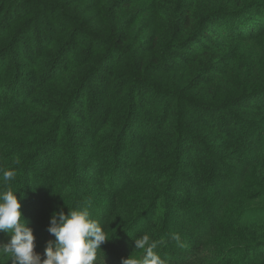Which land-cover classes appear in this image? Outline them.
I'll list each match as a JSON object with an SVG mask.
<instances>
[{"label": "trees", "instance_id": "16d2710c", "mask_svg": "<svg viewBox=\"0 0 264 264\" xmlns=\"http://www.w3.org/2000/svg\"><path fill=\"white\" fill-rule=\"evenodd\" d=\"M139 3L156 25L136 48ZM61 9L0 0V169L34 251L72 209L105 230L96 264L141 259L145 235L160 264H264V0H104L98 32ZM195 207L206 229L175 234Z\"/></svg>", "mask_w": 264, "mask_h": 264}, {"label": "clouds", "instance_id": "9594fccd", "mask_svg": "<svg viewBox=\"0 0 264 264\" xmlns=\"http://www.w3.org/2000/svg\"><path fill=\"white\" fill-rule=\"evenodd\" d=\"M14 180L13 170L0 169V184L4 185L0 187V232L10 237L6 243L0 242V258H6L11 264H96L97 250L108 237L99 222L91 219L85 210L69 209L67 214L63 210L53 212L47 231L54 235L55 241L47 242L44 259L34 251L33 229L23 218L17 192L8 187ZM135 249H143V257L139 260L130 257L123 264H160L147 235L135 239ZM0 264H4L3 259Z\"/></svg>", "mask_w": 264, "mask_h": 264}, {"label": "rangeland", "instance_id": "374dc122", "mask_svg": "<svg viewBox=\"0 0 264 264\" xmlns=\"http://www.w3.org/2000/svg\"><path fill=\"white\" fill-rule=\"evenodd\" d=\"M36 1H37V4H41L43 8L46 6H51V4H56L57 6H60L62 8L61 11L60 10H57V11L59 13L62 11L66 12V15L68 17L71 14H73L71 12H73V10L76 8V4H78V6L80 7V10L78 11H80L81 14L78 13L76 14V16L79 18V21L82 22V24L80 25L81 28H84V30H87V31L98 32V27L99 26L103 27L105 23L101 17H98L100 6L104 0H36ZM138 8L145 9V11L142 17L137 21V23L133 27V33L135 36L134 46H136V48L146 46L144 45L145 40L153 32L155 25H156L155 17L153 13L150 11V8H151L150 5H147L145 3H139ZM230 18L231 17L223 18V17L218 16L217 20L214 21V22H218V24H216L215 26L221 27L223 24L224 25L229 24V26H231L235 30H236L235 28L236 26H237V29L240 28V30H250L251 28L254 27L253 24L249 23L253 19L252 16L248 17L247 15H245V16L237 17L238 19H235L234 21H230ZM13 51H15L14 47H13ZM263 91H264V88H263ZM254 95H256L257 97L255 96L252 98V101H250L251 104L253 105L264 104V92H262L260 95V93H257L255 89ZM263 123H264V120H263ZM259 129H260L261 134H264L263 132L264 126H260ZM261 139L263 140H261L260 142H257V144L261 143L260 147L263 148L264 136H261ZM37 171L39 172L38 167L36 169V174L34 175L35 179L37 178ZM231 179L234 182H236L235 179L233 178ZM189 210L192 213H194L191 215L192 217L191 219H190V214H188L187 217H184L183 215H180L176 212L171 213L169 219H173L175 222V225L173 226V229H172L175 234L184 233L185 229H188L189 224H191V221L193 222L192 225L195 226V228L199 225L196 228L198 231H203L204 229H206L205 227L206 224L203 225V217H202V215L204 216L205 210L201 211V209L200 208L198 209V207H195L194 210L191 208ZM184 234L185 236L182 235L184 238H186V235L187 236L189 235L186 233Z\"/></svg>", "mask_w": 264, "mask_h": 264}]
</instances>
